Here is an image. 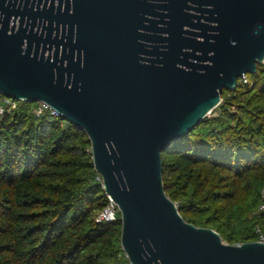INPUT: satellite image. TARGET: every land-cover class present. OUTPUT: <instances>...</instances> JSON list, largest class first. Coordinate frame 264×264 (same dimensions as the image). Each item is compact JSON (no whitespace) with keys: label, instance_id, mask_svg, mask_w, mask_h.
<instances>
[{"label":"water","instance_id":"95a60500","mask_svg":"<svg viewBox=\"0 0 264 264\" xmlns=\"http://www.w3.org/2000/svg\"><path fill=\"white\" fill-rule=\"evenodd\" d=\"M130 1L129 31H0V94L85 132L130 264H264V243L228 245L180 215L162 158L258 72L264 0H144L141 19Z\"/></svg>","mask_w":264,"mask_h":264},{"label":"trees","instance_id":"16d2710c","mask_svg":"<svg viewBox=\"0 0 264 264\" xmlns=\"http://www.w3.org/2000/svg\"><path fill=\"white\" fill-rule=\"evenodd\" d=\"M252 86L224 91L219 114L162 153L163 182L180 215L231 245L256 242L264 188V64ZM35 104L0 117V264H130L120 213L108 204L85 132ZM215 109V110H216Z\"/></svg>","mask_w":264,"mask_h":264},{"label":"flooded vegetation","instance_id":"af4514ba","mask_svg":"<svg viewBox=\"0 0 264 264\" xmlns=\"http://www.w3.org/2000/svg\"><path fill=\"white\" fill-rule=\"evenodd\" d=\"M143 1L137 3L140 19ZM130 5V0H0V31H115L116 19L129 31Z\"/></svg>","mask_w":264,"mask_h":264},{"label":"built area","instance_id":"2783aa9c","mask_svg":"<svg viewBox=\"0 0 264 264\" xmlns=\"http://www.w3.org/2000/svg\"><path fill=\"white\" fill-rule=\"evenodd\" d=\"M264 64V62H263ZM238 84H243L246 86H252L253 83L250 81L248 75L243 76L239 79ZM18 108V102L14 101L10 98H7L0 94V117L11 115L14 111H16ZM33 115L36 118H41L45 114L49 113L52 116L60 117L57 111L52 109L48 104L46 103H38V105L33 109ZM103 183V181L101 180ZM108 198V204L103 209L102 212H100L97 216V222H114L117 219V215L119 212L117 204L112 200L111 197L107 195ZM261 201L257 208L253 211L251 214L252 218L255 217H261L264 216V188L261 190L260 194ZM255 235L258 238L256 242L258 243H264V230L259 226L255 230Z\"/></svg>","mask_w":264,"mask_h":264},{"label":"rangeland","instance_id":"374dc122","mask_svg":"<svg viewBox=\"0 0 264 264\" xmlns=\"http://www.w3.org/2000/svg\"><path fill=\"white\" fill-rule=\"evenodd\" d=\"M251 76H253V75H251ZM33 104H35V107L38 105V103H33ZM34 107V108H35ZM219 110H214L209 116H208V118H212V117H215V116H217L218 114H219V112H218ZM100 179H101V177H100ZM102 180V179H101ZM177 207H178V205H177ZM120 212H118V214H119ZM120 215H121V213H120ZM214 230V229H213ZM214 231H216V230H214ZM217 232V231H216ZM222 237V236H221ZM222 240H223V242L225 243V244H228V245H231V244H229V242L227 241V240H225L224 239V237H222Z\"/></svg>","mask_w":264,"mask_h":264}]
</instances>
